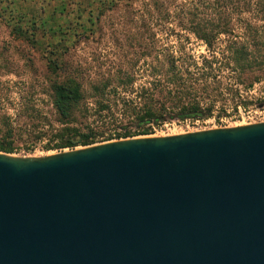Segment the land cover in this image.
Listing matches in <instances>:
<instances>
[{
	"label": "water",
	"instance_id": "95a60500",
	"mask_svg": "<svg viewBox=\"0 0 264 264\" xmlns=\"http://www.w3.org/2000/svg\"><path fill=\"white\" fill-rule=\"evenodd\" d=\"M0 264H264V122L0 152Z\"/></svg>",
	"mask_w": 264,
	"mask_h": 264
},
{
	"label": "trees",
	"instance_id": "16d2710c",
	"mask_svg": "<svg viewBox=\"0 0 264 264\" xmlns=\"http://www.w3.org/2000/svg\"><path fill=\"white\" fill-rule=\"evenodd\" d=\"M141 7L140 26L167 24L172 39L162 43L152 33L129 57L84 62L106 67L93 78L78 66L73 77L54 69L42 75L40 93L50 100L55 125L21 104L13 119L1 117L0 152H13L21 128L53 131L56 141L45 149L60 152L149 136L171 120L213 119L220 126V114L253 104L254 86L264 87V0H142ZM194 47L203 50L194 54ZM100 127L112 130L98 133Z\"/></svg>",
	"mask_w": 264,
	"mask_h": 264
},
{
	"label": "rangeland",
	"instance_id": "374dc122",
	"mask_svg": "<svg viewBox=\"0 0 264 264\" xmlns=\"http://www.w3.org/2000/svg\"><path fill=\"white\" fill-rule=\"evenodd\" d=\"M141 3L142 0H0V121L2 115L13 119L22 104L38 111L54 126L56 116L50 100L40 93L46 88L42 75L54 69L59 75L73 77L78 66L83 77L93 78L103 74L106 67L87 66L84 62L129 57L138 51L135 43L149 42L152 33L162 43L171 40L167 24L160 28L140 26ZM202 50L194 47L191 52L198 54ZM263 91V85L254 86L249 94L253 104L234 115L227 111V118L220 114V126L213 119L192 123L171 120L149 136L166 137L264 122ZM111 130L96 129L98 133ZM55 141L51 130L27 132L21 128L10 142L14 149L10 155H51L56 151L45 147Z\"/></svg>",
	"mask_w": 264,
	"mask_h": 264
},
{
	"label": "bare ground",
	"instance_id": "6f19581e",
	"mask_svg": "<svg viewBox=\"0 0 264 264\" xmlns=\"http://www.w3.org/2000/svg\"><path fill=\"white\" fill-rule=\"evenodd\" d=\"M53 154V153H52ZM42 157V156H41ZM33 158V157H32Z\"/></svg>",
	"mask_w": 264,
	"mask_h": 264
}]
</instances>
